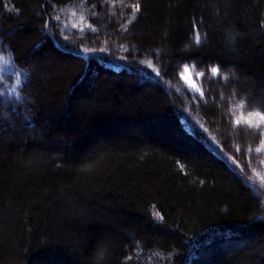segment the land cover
Instances as JSON below:
<instances>
[{"label": "trees", "instance_id": "obj_1", "mask_svg": "<svg viewBox=\"0 0 264 264\" xmlns=\"http://www.w3.org/2000/svg\"><path fill=\"white\" fill-rule=\"evenodd\" d=\"M261 91L264 0H0V264H236Z\"/></svg>", "mask_w": 264, "mask_h": 264}, {"label": "rangeland", "instance_id": "obj_2", "mask_svg": "<svg viewBox=\"0 0 264 264\" xmlns=\"http://www.w3.org/2000/svg\"><path fill=\"white\" fill-rule=\"evenodd\" d=\"M226 2H228V0H226ZM186 65L187 67L184 66L182 70L183 79L193 91L198 92L197 89H199L200 85V75L195 72L194 62H190ZM185 77L191 79L197 87L192 88ZM233 78L235 80L239 79L236 73H233ZM254 101L257 104L264 106V91L259 92ZM245 109L244 105L239 106L237 116L234 119V132L241 133L239 135L243 137V143L242 145L235 143L227 158L238 160L243 168L246 169L250 178L254 179L258 184L264 185V123H262L257 116L253 115L256 111ZM249 117H251L253 124L260 125L259 130L247 125ZM237 120H240L239 125L236 124ZM233 136H236V134L233 133ZM224 251H226L228 255H231L235 251L242 252L243 255L239 258L236 264L264 263V240L253 239L247 242L229 244L224 247ZM209 255V252H204L198 258L199 262L201 259L209 258Z\"/></svg>", "mask_w": 264, "mask_h": 264}, {"label": "snow or ice", "instance_id": "obj_3", "mask_svg": "<svg viewBox=\"0 0 264 264\" xmlns=\"http://www.w3.org/2000/svg\"><path fill=\"white\" fill-rule=\"evenodd\" d=\"M134 7L136 8L137 11L140 10V5H135ZM195 43L197 44V46H199L200 43H201V37L198 34L195 37ZM192 59H193V55L192 54H189L187 56H182L181 62H183V60H189V61H191ZM185 67H187V65H185ZM219 71H220L219 66H214V67L211 68V72L213 74L218 75L219 74ZM185 79H187L188 84L191 85L192 88H196L197 87L196 84L191 79H188L187 77H185ZM197 90L199 91V89H197ZM16 95H17V98L20 97V93L19 92H17ZM0 96H2V93H0ZM0 103H2V100H0ZM245 106H247L246 102H245ZM253 115L257 116L259 118V120L262 123H264V112L257 111L255 113H253ZM236 124L239 125L240 124V120H237L236 121ZM247 125L249 127H255L258 130L260 128V125L253 124V121H252L251 117H249V119L247 120Z\"/></svg>", "mask_w": 264, "mask_h": 264}]
</instances>
